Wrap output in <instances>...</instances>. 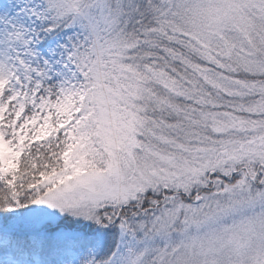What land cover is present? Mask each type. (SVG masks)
I'll return each instance as SVG.
<instances>
[{"label":"snow or ice","instance_id":"snow-or-ice-1","mask_svg":"<svg viewBox=\"0 0 264 264\" xmlns=\"http://www.w3.org/2000/svg\"><path fill=\"white\" fill-rule=\"evenodd\" d=\"M0 264H264V0H0Z\"/></svg>","mask_w":264,"mask_h":264}]
</instances>
